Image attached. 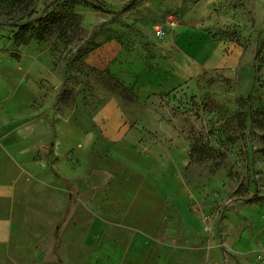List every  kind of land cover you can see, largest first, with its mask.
<instances>
[{
  "label": "rangeland",
  "instance_id": "rangeland-1",
  "mask_svg": "<svg viewBox=\"0 0 264 264\" xmlns=\"http://www.w3.org/2000/svg\"><path fill=\"white\" fill-rule=\"evenodd\" d=\"M52 1L0 0L3 133L24 121L25 108L38 106L29 79L46 88L48 102L58 91L62 120L71 116L74 98L66 86L76 77L86 76L135 102L108 69L99 71L84 61L99 31L111 30L102 39L115 37L118 29L108 27L126 24L125 19L136 24L161 11L183 22L197 43L190 42L191 52L206 44L211 58L234 59L229 66L215 62L199 74L191 72L186 86L154 101L152 108L127 110L131 125L119 144L98 139L95 108H78L72 115V121L86 125L72 136L79 200L70 263L259 264L256 252L264 249V0H61L43 11ZM52 19L59 21L43 31ZM170 31L176 35V29ZM41 33L43 39H36ZM127 35L135 43L142 34ZM86 136L94 140L90 164L81 162L86 146L76 147Z\"/></svg>",
  "mask_w": 264,
  "mask_h": 264
},
{
  "label": "crops",
  "instance_id": "crops-1",
  "mask_svg": "<svg viewBox=\"0 0 264 264\" xmlns=\"http://www.w3.org/2000/svg\"><path fill=\"white\" fill-rule=\"evenodd\" d=\"M165 16L157 10L136 24L125 19L126 24L108 27L118 29L115 37L110 36L111 30H100L97 45L85 57L87 66L108 69L135 102L102 84L95 85L86 76L85 84L80 82L83 77H76L66 86L74 98L71 116L62 120L58 91L49 94L53 98L48 102L46 88H37L34 79L28 80L37 108H25L21 124L4 133L0 130V264H71L70 255L76 252L79 200V158L73 152L72 136L85 131L86 125L71 119L78 108H95L93 124L98 139L119 144L131 125L127 110L152 108L154 101L186 86L191 72L199 74L215 62L234 64L233 58H211L206 44L191 52L190 42L197 43L183 22ZM171 28L177 30L176 35ZM129 33L142 35L135 44ZM101 34L110 35L102 39ZM93 144L91 136H86L85 144H76L86 146L82 164H90Z\"/></svg>",
  "mask_w": 264,
  "mask_h": 264
},
{
  "label": "trees",
  "instance_id": "trees-1",
  "mask_svg": "<svg viewBox=\"0 0 264 264\" xmlns=\"http://www.w3.org/2000/svg\"><path fill=\"white\" fill-rule=\"evenodd\" d=\"M59 1H61V0H54V1H52L51 3H49L48 5H46V6L44 7L43 11H45V12L48 11V10L51 9L56 3H58ZM58 21H59V19H52V20H50V22H48V23L46 24L47 26H42V27H43V31H46L47 27L56 24ZM45 27H46V29H45ZM21 29H22V27L19 28V30L16 32V37H18V36L21 34V33H20V32H22ZM36 39H38V40H42V39H43V34H42V33L39 34V36H38Z\"/></svg>",
  "mask_w": 264,
  "mask_h": 264
},
{
  "label": "built area",
  "instance_id": "built-area-1",
  "mask_svg": "<svg viewBox=\"0 0 264 264\" xmlns=\"http://www.w3.org/2000/svg\"><path fill=\"white\" fill-rule=\"evenodd\" d=\"M256 259L259 264H264V249L258 250L256 252Z\"/></svg>",
  "mask_w": 264,
  "mask_h": 264
}]
</instances>
